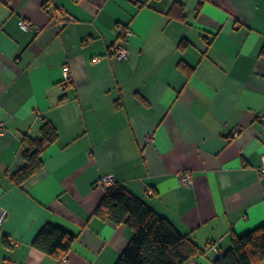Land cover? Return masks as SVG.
<instances>
[{"label":"crops","instance_id":"1","mask_svg":"<svg viewBox=\"0 0 264 264\" xmlns=\"http://www.w3.org/2000/svg\"><path fill=\"white\" fill-rule=\"evenodd\" d=\"M261 116L264 0H0V264H115L132 231L93 215L104 175L214 264L264 225ZM45 123L57 139L16 186ZM46 224L75 237L61 263L33 247Z\"/></svg>","mask_w":264,"mask_h":264},{"label":"trees","instance_id":"2","mask_svg":"<svg viewBox=\"0 0 264 264\" xmlns=\"http://www.w3.org/2000/svg\"><path fill=\"white\" fill-rule=\"evenodd\" d=\"M56 139L57 131L49 123L42 126L40 137L32 139L23 136V143L28 149L22 154L23 166L11 175L14 185L21 186L42 168L41 153ZM93 215L132 231L128 245L115 264H185L190 258L202 253L192 240L179 233L167 219L116 181L106 188ZM74 241V236L54 225L46 224L36 236L33 247L61 263ZM228 244V249L214 264H262L264 225L242 236L232 234Z\"/></svg>","mask_w":264,"mask_h":264},{"label":"built area","instance_id":"3","mask_svg":"<svg viewBox=\"0 0 264 264\" xmlns=\"http://www.w3.org/2000/svg\"><path fill=\"white\" fill-rule=\"evenodd\" d=\"M8 1H10V0H4L5 3H7ZM18 28L22 32H29L32 30H35V32L39 31L38 29H35L33 24L25 18L19 19ZM119 32H120V35H123V36H130L131 35L130 30L126 27H120ZM111 54H112V57L118 61L128 60V58H129L128 50L126 48L122 47L119 43H116L114 45V47L111 49ZM64 78H65V80H68L67 72L65 73ZM259 120H260L262 127H264V116H261ZM0 133H2L1 130H0ZM238 133H239V130L234 131V135H237ZM147 141H149V142L153 141L152 135L148 136ZM259 172L264 176V154H262L260 156ZM114 182H115V177L113 175H104L98 179L96 184L98 186L107 188L110 185H112ZM180 182H181V184H183L185 187H188V188H191L193 186V181H192V178L190 177L189 173L182 174L180 176ZM5 218H6V211L3 210L2 208H0V231L2 229V225L4 223ZM185 264H196V261H195V259L190 258Z\"/></svg>","mask_w":264,"mask_h":264}]
</instances>
